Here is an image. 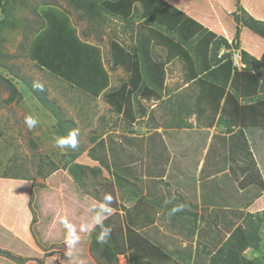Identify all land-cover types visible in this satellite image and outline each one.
<instances>
[{"label":"rangeland","instance_id":"374dc122","mask_svg":"<svg viewBox=\"0 0 264 264\" xmlns=\"http://www.w3.org/2000/svg\"><path fill=\"white\" fill-rule=\"evenodd\" d=\"M256 1L104 0L115 14L106 13L101 23H91L80 10H74L71 0H24V6L18 0H9L8 5L14 8L9 17H4L6 22L0 23V251L20 255L23 264H107L98 251L89 249L99 229L80 233V243L70 252L60 223L62 217H67L79 229L90 219L89 209L105 193L113 196L112 214L104 221L111 235L106 244H99V249L109 246L115 252V264L132 262L131 238L125 228L117 231L119 225L134 228L140 244H144V238V242L166 253L145 251L141 263L206 264L205 255L214 251L236 226H245L250 216L257 220L259 210L245 211L250 198L235 201L237 194L220 197L219 202L211 204L217 209L213 213L194 207L190 189L198 159L207 154L210 159L217 156L221 167L228 165L230 172H237L236 178L242 177L237 183L241 179L252 184L248 186L252 194L249 190L246 194L256 195L261 190L258 180L246 178L253 170L240 168L251 165L241 148H257L262 154L258 153L253 167L264 177V136L251 138L247 144L249 137L255 136L253 130L264 129V105L254 103L259 95L243 94L246 82L250 84L260 76L256 69L264 71V36L242 22L243 15L264 21V1L261 7L255 5ZM152 5L175 9V13L171 11L175 17L172 29L147 24L153 16L147 9ZM214 7L216 11H212ZM158 15L171 16L163 9ZM200 16L210 20L203 21ZM196 23L200 26L194 28ZM177 24L183 30L174 29ZM220 37L230 47L219 49L221 60L227 56L218 68H228L233 59L238 61L237 49L248 53L249 65L242 63L235 69L230 65L226 85L211 79L208 70L202 79L189 81L193 77L187 79L186 75L197 71L198 64L206 68V56L200 58L205 40L206 50L212 52ZM174 46L180 48L170 56ZM211 52L208 58L214 55ZM189 62L194 63L192 74L190 67L186 69ZM146 76L150 82L144 81ZM235 87L236 97L230 90ZM42 97L47 104L42 103ZM245 103L254 107L247 108ZM238 107L243 116L246 114L240 121L258 124H239L240 129L232 125L236 122L228 123L220 116L236 117ZM26 115L38 120L32 130L24 124ZM176 124L180 127L175 128ZM182 128L184 133L177 131ZM72 131L78 132L77 147L57 148L54 140ZM186 131L194 134L187 135ZM66 154L70 156L66 158ZM161 160L167 162L164 168ZM144 177H152L161 188V181L173 183L169 186L172 190L165 192V204L170 202L171 209L179 200L182 209L196 213V221L187 213L181 216L183 223L176 224H170L164 214H155L153 219L132 215L137 210L132 209L130 201L133 194L141 192ZM119 180L125 186L119 185ZM182 184L189 189H179ZM159 198L148 195L141 201L147 204L146 199H152L156 213L162 209L157 204L164 203ZM263 205L262 196L257 206ZM213 217L219 222L216 227L209 223ZM135 219L139 224H134ZM195 223L199 226L196 233L192 229ZM259 225L258 247L250 246L242 255L264 264V221ZM193 238L198 242L192 249ZM0 264L16 263L0 253Z\"/></svg>","mask_w":264,"mask_h":264},{"label":"trees","instance_id":"16d2710c","mask_svg":"<svg viewBox=\"0 0 264 264\" xmlns=\"http://www.w3.org/2000/svg\"><path fill=\"white\" fill-rule=\"evenodd\" d=\"M264 0H257L255 5L258 4L259 7H261L262 2ZM18 2L21 3L22 6L25 5L24 0H18ZM108 2V1H107ZM109 3V2H108ZM9 0H0V23H5L6 20L4 19V17H9L10 16V12H11V8H14V6H9ZM110 4V3H109ZM254 4V3H253ZM71 5L73 6L74 10H80L82 12V16L85 17L87 20H89V22L94 23L95 21L97 23H101V21H104V17L106 13H111L115 14V12L113 11V8L111 9L110 6H108L104 0H71ZM162 8H157V6H150L147 9L148 15H153L151 16V19H149L147 21V24L150 26H154L155 24H157L158 26H164L166 28V30L172 29V27L175 25L170 26V24H172L173 22H175V17L173 16V14L171 13V11H175V9H173V7H170L168 5H161ZM157 8V10L155 9ZM112 11H111V10ZM159 9L162 11H167L171 14V16L169 18L164 17L163 15H158L160 14L161 11H159ZM175 13V12H174ZM120 12L117 11V16H121L119 15ZM158 15V17H157ZM162 16V17H161ZM144 18H147V16H143ZM161 17V18H160ZM147 20V19H146ZM236 20L239 21V17L236 15ZM241 21V20H240ZM243 25L247 26L248 28H250L251 30H253L254 32H257V34L259 36H264V21L259 20V18L254 17L253 15H247V17L245 15H243ZM194 26V25H193ZM200 25H198V23L195 24V27H199ZM174 29L176 30H183V28L177 24ZM240 31H238V29L236 30L235 34L238 35ZM235 35V38H236ZM238 37V36H237ZM150 40V38H149ZM205 45L207 47L208 44V39L205 40ZM224 45L225 47H230L229 43L226 42L224 37H220V39H218L217 41H215V50L213 49L212 52L214 53V55L212 56V54L209 56L208 58V51L206 50V47H204V49L202 50V56L200 57L202 60H204V56H206V61L205 63V67L203 69V64L201 66H199V64L197 65V69L195 67V69L197 71H195L193 74V66L194 63L193 62H189V66H186V69L190 67L189 71L191 72L192 75H186L187 79H190L189 76L193 77L194 80L196 81L199 78H203L201 76L204 75L205 70H207V68H209V65H213L214 67L211 70H208V72H212L210 75L211 79L217 80L219 83L226 85L227 82L229 81V71H230V65L232 66L233 69L236 68V66H234L233 64L230 63V59L228 60V64L229 67L228 68H224L223 66H221L220 68H218V66H220L222 62V60L220 58L216 57V51L217 49L221 46ZM180 48V46H174L172 47V49H170L172 52L170 54V56H172V54L174 52L177 51V49ZM175 50V51H174ZM211 52V53H212ZM231 53V51H229ZM225 53V54H229ZM227 55L223 56V59H225ZM251 58L248 53H246V51H242L240 52V61L248 66L250 63V59ZM232 60V59H231ZM226 62V61H224ZM203 66V67H202ZM248 68V67H247ZM257 70V74H259L260 76L255 77L252 82L249 84L246 82V85H244V90H243V94L247 95L248 97H253V96H257L260 97L259 99L256 100V102H254L255 104L259 105H264V76L262 72L264 71H259ZM216 72V73H215ZM215 73V74H214ZM146 74V73H145ZM147 75V74H146ZM218 75V76H216ZM219 76H222L223 79L219 78ZM256 76V75H255ZM262 76V77H261ZM260 77V80H259ZM191 78V79H193ZM149 78H145V82H150L147 81ZM228 80V81H227ZM248 79H246L247 81ZM237 87H239V85L237 84ZM237 87H235V89L233 88H229L231 91H233V95L236 97V95L238 94L237 91ZM11 93H14L15 90H11ZM258 91V92H256ZM222 95V93H221ZM262 97V98H261ZM12 99V94L9 95V97L7 98V100H11ZM42 103L43 104H47L46 101L43 99V97L41 98ZM225 100H228L227 97L225 98ZM230 101V99H229ZM225 102V101H224ZM251 103V102H249ZM249 103H245L247 104V106H252ZM250 107V108H251ZM248 108V107H247ZM238 111L236 114V117H234L235 115H231L230 117H227L225 115H221L222 118L227 119L225 120L228 123L232 122H236L232 125H239L242 124V126H255L258 123H255L254 121H250V122H245L243 120L240 121L241 117L245 118L246 114L243 116L244 112L241 114L240 108H237ZM222 111V109H221ZM224 113V111H223ZM259 114V113H257ZM261 116V114H259ZM219 116V117H220ZM239 116V117H238ZM221 118V119H222ZM230 118V119H229ZM240 126V125H239ZM180 127L179 124L175 125V128ZM64 132V131H63ZM93 140V139H92ZM66 158L69 157V154L65 155ZM75 181L80 183L81 179L79 180L78 176H75ZM123 181L119 180V185H123L125 186V183H122ZM259 210V214L257 217V220H253V217L250 216L249 219H251L245 226L244 225H238L236 226L228 235V237L216 248L214 249V251L208 252L205 255V259L206 257L208 258V261H206V264H262L261 262L256 261L255 258H246L245 256L242 255L243 251L252 246V247H258V243L260 241L259 235H258V230L260 228V223L262 221H264V208H259L257 209ZM181 213H185L184 211ZM251 214V213H250ZM121 226V227H120ZM123 228H125L127 230V237L130 239L129 242H131V263L130 264H136V258H137V264H144L143 262L141 263V259H143L144 257H146V252H150L152 251L153 254L155 252H157L158 254H162L166 256L165 251L161 250L158 246H156L155 244L149 243L148 241L144 242V238H142V241L144 244H140V239H139V233L136 232V230L134 228H132L129 225H119V227L117 228V231L119 229V232H121L123 230ZM90 251H98L99 252V256L101 258H103L104 260H106L107 264H115L116 261V256H115V252L112 251V249H109V246H104V248L102 250L99 249V244L96 242V237H92L91 242H90V246H89ZM146 251V252H145ZM1 255H3V257L5 256L7 259L14 261L16 264H23V260L20 257V255H13L11 254L9 251H0ZM142 253V254H139ZM149 254V253H148ZM98 256V257H99ZM203 259V260H205Z\"/></svg>","mask_w":264,"mask_h":264},{"label":"crops","instance_id":"0c3cea01","mask_svg":"<svg viewBox=\"0 0 264 264\" xmlns=\"http://www.w3.org/2000/svg\"><path fill=\"white\" fill-rule=\"evenodd\" d=\"M222 5L223 4L221 3V6ZM212 11H216L215 7H214V9L212 8ZM200 17H202V16H200ZM202 20L207 22V21L210 20V18L206 17V18H203ZM221 28L222 27H220V30H222L223 34H226V32H224V29L223 28L221 29ZM219 49L227 50L225 48V46L221 45L216 51V57L217 58H220V54H221V53H219ZM209 50H208V52H211ZM228 52L229 51H225L223 53H228ZM223 60L224 59H222V62H223ZM213 67H214L213 65H209V68H207V70H211ZM189 81L193 82L192 79H190ZM239 127H240V129H242L241 126H238V128ZM206 128L208 129L210 127L207 126ZM191 130L194 131V130H198V129L193 128ZM263 130L264 129H258L257 132H256V129L253 130L252 135H255V136L249 137V140L247 141V144H249V142L251 141V138L258 139L259 137L264 136V131ZM177 131H180V133H184L183 132L184 128H182L181 130H177ZM260 131H262V132H260ZM214 132L215 131L213 130L211 133H209V138L213 135ZM248 132L251 133L250 130H248ZM227 133L230 134V133H232V131H229ZM186 134L187 135H191V134H194V133H192V131L190 133H187V131H186ZM199 134L200 133L195 134V135H199ZM229 136H231V135H229ZM240 147H242V146H240ZM241 149L243 150V152H242L243 154H247V158H249V161H250L251 165H249L248 167H246V166L240 167L238 165V167H240L241 169H245L246 168V169H249V170H253L252 172L249 171V173L255 175L256 177H251L252 175L248 174L247 176H249V178L248 177H246V178H247V180L249 179L248 181H250V178H253V181H255V182L258 180L259 186H261L260 187L261 188L260 192L258 194H256V195L249 196V194L250 195L252 194L251 190H249L250 189L249 187H251L252 184L251 185H247L246 182L245 183L241 182L242 177L238 176V178H236L237 177L236 176L237 172L235 174L230 172L229 167H227L228 165L226 167H221L219 159H218L217 156L212 157L210 159L209 155H208V157H206L207 154L206 155L202 154V156L198 159L197 165H196V167L194 169L195 172H196L195 173V177L191 178V183L192 184H190V189H191V192H192L194 200H195L194 207L203 208V210L207 209L209 212H213L214 213V211H216L217 209H215L214 206H212L211 204H214V202H219V200H220L219 198L220 197H222V198L223 197L224 198H231V197H235V195L237 194V198L236 199L234 198L235 201H237L238 198H240V200L243 199V198H245V200H249V198L251 199L250 202L247 204V206H245L246 207V209H245L246 212H248L247 208H253L255 210L259 209V208H264V205L263 206H257L258 200L261 199L262 196L264 197V179H263L264 177L260 176V173H258V170L255 171V169H254L255 167H253V166H255V164H256V162L258 160V153L259 154H262V153L257 148L242 147ZM238 151H239V149H238ZM161 161H162V166L164 168V166L166 165L167 162L164 161V160H161ZM176 173H180V172L177 171ZM240 173H242V172H240ZM185 174H187V173H185ZM225 175H227V177H229V178L227 179V177ZM165 176L166 175L164 174L163 175V180H164ZM138 178L140 180V177H138ZM144 178H145V181L143 180V187L140 189L141 192L137 193V194H133V198L130 201L132 209L133 210H137V212L134 211L135 214L132 213V215H136V216L138 215V216H140L139 218L143 219V218L146 217L145 215L151 216V218H152L155 214H156L155 216L160 215V214L161 215L164 214L166 217L169 218V222H171L170 224H172V223L176 224V223H183L182 219H181V216L185 215L187 213V214L192 215L194 220L196 221V213L195 214H193V213L191 214V213L187 212V210L182 209V202H180L179 200L177 201L176 204L171 205V207H172L171 209L168 208V206H170V202H167V204H165V202H166V200H165L166 194L169 192L168 190H172V189H170L171 187H169V186H172L173 183L168 182V181H161L163 183V188H161L160 186H157L156 182L151 180L152 177H150L148 179L146 177H144ZM153 178H157V179L160 180L162 177H153ZM239 178H241L240 181H239L240 183H237ZM176 180H175V182H177ZM179 184H181V182ZM148 185H149V187H148ZM151 185H152V187H151ZM178 186L179 185H177V187ZM174 187H175V185H174ZM179 189H181L182 191L183 190L187 191L189 188H188V186H185L184 184H182V186ZM247 190H249L248 191L249 194H246ZM232 191H233V193L230 195V193ZM159 192H161V195L157 194ZM165 192H167V193H165ZM148 195L152 196L153 198H155V196H159L160 197L159 199H163L164 200L163 204H162V202L157 204V205H159L160 209L162 208L161 210H156V213H155V209L153 207V204L151 203L152 199L151 200L146 199V203L147 204H144V201H141L142 196H145L147 198ZM162 197H164V198H162ZM201 201L202 202H206L205 205H203V203H202L201 204L202 206H201L199 204ZM237 204H238V202H237ZM177 207H179L180 209L178 211L173 212L172 209L173 208H177ZM183 211L185 212L184 214L181 213ZM135 220H136V222L134 224L135 225L139 224L140 221H137V219H135ZM209 221H210L209 222L210 225L214 224L215 227H216L215 224L218 225V223H219L216 220L215 217H213V219H211ZM190 223H189V225H190ZM194 227L195 228H192V229H193V232L195 231V233H196V231H198V229H199V226H198V224L195 223ZM196 242H198V241H195V239L193 238V241H191L192 249H193L194 245L196 244ZM183 244H184L183 245V247H184L185 243H183ZM190 252L192 254L191 250H190ZM191 254L188 253L187 256H190Z\"/></svg>","mask_w":264,"mask_h":264},{"label":"clouds","instance_id":"9594fccd","mask_svg":"<svg viewBox=\"0 0 264 264\" xmlns=\"http://www.w3.org/2000/svg\"><path fill=\"white\" fill-rule=\"evenodd\" d=\"M34 87L39 88L41 85L35 84ZM24 124L28 130H32L37 126L38 120L32 115H26L24 117ZM77 136L78 132L72 131L66 137H57L54 140V144L60 149L74 150L77 147ZM112 201L113 196L111 194H103L102 199L95 206L89 209L92 213L90 219L86 223H82L79 226V229H77V227L71 223L67 217L61 218L60 223L65 229L64 244L70 252L80 243V233L96 232V230L99 229V231L96 232V242L101 245L108 242L111 235V228L105 226L104 221L112 214ZM178 210V208L172 209L173 212Z\"/></svg>","mask_w":264,"mask_h":264},{"label":"built area","instance_id":"2783aa9c","mask_svg":"<svg viewBox=\"0 0 264 264\" xmlns=\"http://www.w3.org/2000/svg\"><path fill=\"white\" fill-rule=\"evenodd\" d=\"M234 50H236V49H234ZM237 52H236V55H235V57L238 59V61H236V60H232V62H233V65L234 66H236V67H241L243 64L241 63V61H240V51L237 49L236 50ZM232 54H233V52H232ZM238 65V66H237Z\"/></svg>","mask_w":264,"mask_h":264}]
</instances>
